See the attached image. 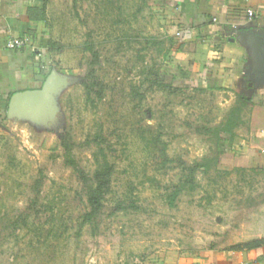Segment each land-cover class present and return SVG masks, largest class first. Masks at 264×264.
Wrapping results in <instances>:
<instances>
[{
    "label": "rangeland",
    "instance_id": "374dc122",
    "mask_svg": "<svg viewBox=\"0 0 264 264\" xmlns=\"http://www.w3.org/2000/svg\"><path fill=\"white\" fill-rule=\"evenodd\" d=\"M43 24L39 64L72 81L50 124L0 122V264H148L264 237V167L234 168L239 149L224 138L219 154L214 137L196 131L222 122L235 98L176 70L157 0H48ZM94 51L103 94L91 103L82 80ZM155 75L171 88L152 84ZM64 134L87 172L103 155L98 136L114 165L93 223L82 224L87 205L63 161ZM216 154L220 173L198 172V187L169 205L178 163Z\"/></svg>",
    "mask_w": 264,
    "mask_h": 264
},
{
    "label": "crops",
    "instance_id": "0c3cea01",
    "mask_svg": "<svg viewBox=\"0 0 264 264\" xmlns=\"http://www.w3.org/2000/svg\"><path fill=\"white\" fill-rule=\"evenodd\" d=\"M157 2L167 18L169 54L177 61L176 70L235 100L237 95L247 98L244 123L224 138L239 149L232 160L264 167V0ZM42 4L43 0H0V119L12 93L37 88L42 81ZM247 9L254 16L249 18ZM13 37H27L28 43L9 49L6 41ZM148 264H264V244L182 253Z\"/></svg>",
    "mask_w": 264,
    "mask_h": 264
},
{
    "label": "trees",
    "instance_id": "16d2710c",
    "mask_svg": "<svg viewBox=\"0 0 264 264\" xmlns=\"http://www.w3.org/2000/svg\"><path fill=\"white\" fill-rule=\"evenodd\" d=\"M48 0H43L42 7L40 9L42 19H45L46 6ZM172 43V38H171ZM87 50H91V47H87ZM98 63V55L94 51L92 53V58L88 63V68L86 71V75L82 80V85L85 91L86 100L88 102L93 103L94 99H101L103 94V86L102 83L98 81L95 77V69L94 66ZM50 71V70H49ZM43 72L42 81L46 75L49 73ZM158 75H155L152 79V84L157 85L160 88H171L170 84L163 83L158 79ZM40 83V85H41ZM39 85V86H40ZM9 98V97H8ZM247 98L243 95H237L235 103L229 108L224 119L218 125L212 127H197L196 131L201 133H209L215 139L216 145L219 147L218 152L223 153L225 149H223V145H221L225 134H233L234 131L239 128L243 123V112L246 107ZM7 104V103H6ZM6 111L3 110V114ZM4 116H1L0 122L4 120ZM96 146L99 154H103L101 159H98L96 156V164L94 169L91 172H87L77 161L74 155V148L76 144L71 140L68 135H61L59 146L62 149V157L64 164L70 167L73 172L76 174L80 184L83 195L85 197V202L87 205V210L83 214L82 224L93 223L95 222L99 216L101 215L104 201L107 198V195L111 192V177L114 169V165L107 156L103 153L104 149L102 147V137L98 136L96 139ZM219 154L213 156H204L200 159H196L192 162L180 161L178 163V167L180 169L181 175L176 184H174L173 188L169 193L166 194L167 203L171 206L174 205L175 199L181 194L183 191H193L195 190L199 183L197 181V173H202L207 176L211 173V171H215L216 173H220V169L218 167L219 163ZM234 168L244 171L246 166L242 160L234 161L231 160ZM258 165L252 166V168H257ZM41 186V181L36 180L34 183V189L36 194L39 193ZM124 204L118 203L116 210H120L125 208ZM130 206L135 207L134 203H130ZM264 244V237L260 239H254L251 241L238 243L236 245L230 246V248H252L257 247ZM215 247V244L212 245V248Z\"/></svg>",
    "mask_w": 264,
    "mask_h": 264
},
{
    "label": "water",
    "instance_id": "95a60500",
    "mask_svg": "<svg viewBox=\"0 0 264 264\" xmlns=\"http://www.w3.org/2000/svg\"><path fill=\"white\" fill-rule=\"evenodd\" d=\"M262 55L264 56V52ZM71 81V78L50 69L39 87L19 90L9 96L6 117L15 121L28 119L34 123L50 124L54 118L60 116L56 96Z\"/></svg>",
    "mask_w": 264,
    "mask_h": 264
},
{
    "label": "built area",
    "instance_id": "2783aa9c",
    "mask_svg": "<svg viewBox=\"0 0 264 264\" xmlns=\"http://www.w3.org/2000/svg\"><path fill=\"white\" fill-rule=\"evenodd\" d=\"M246 14L249 18H251L252 16H254V13L252 11V9H247L246 10ZM28 43V38L27 37H13V38H9L6 41V46L9 49H18L23 47L24 45H26Z\"/></svg>",
    "mask_w": 264,
    "mask_h": 264
}]
</instances>
